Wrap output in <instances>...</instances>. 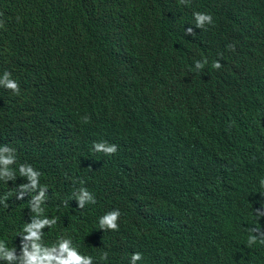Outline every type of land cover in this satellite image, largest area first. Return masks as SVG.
Returning <instances> with one entry per match:
<instances>
[{
  "label": "trees",
  "instance_id": "obj_1",
  "mask_svg": "<svg viewBox=\"0 0 264 264\" xmlns=\"http://www.w3.org/2000/svg\"><path fill=\"white\" fill-rule=\"evenodd\" d=\"M5 71L20 94L0 87V147L41 174L57 221L45 246L69 235L95 264L135 250L146 264H264V244L246 245L255 201L264 210V0H0ZM99 139L119 153L92 155ZM81 187L95 205L78 208ZM111 208L119 230L98 232ZM33 215L0 184V241L18 254Z\"/></svg>",
  "mask_w": 264,
  "mask_h": 264
},
{
  "label": "clouds",
  "instance_id": "obj_2",
  "mask_svg": "<svg viewBox=\"0 0 264 264\" xmlns=\"http://www.w3.org/2000/svg\"><path fill=\"white\" fill-rule=\"evenodd\" d=\"M190 0H179L180 4H188ZM195 27L205 29L206 25H213V17L210 13L194 12ZM186 34L193 35L192 27L185 29ZM230 51H235V46L227 45ZM221 55V54H218ZM208 63L207 58L195 61V69L203 71ZM220 59L212 62L211 67L219 70L222 67ZM0 87L20 94L19 83L11 77V73L5 71L0 76ZM88 118L85 117V123ZM120 146L117 142L109 139H99L92 143V155L102 154L105 157L115 156L119 153ZM40 172L31 165L20 159L19 151L7 145L0 147V184L6 188L9 195L18 202L26 203L30 212L34 215L30 222L24 226L21 235L20 252L15 248L7 247L6 243L0 241V263L1 264H95L96 259L92 254L83 250L76 240L64 235L55 245L45 246L43 244V230L52 228L56 224V218H48L44 215L42 204L46 205L47 188L40 186ZM28 181V182H27ZM264 186V180L258 182L257 198L260 196V186ZM79 209H85L95 205V196L87 188L81 187L75 194ZM257 200V199H256ZM8 196L4 198V205L7 207ZM67 203V202H65ZM256 203V201H255ZM253 206V225L248 229L246 245L252 247L264 244V210ZM121 213L117 208H111L102 212L96 223L98 232L118 231L120 227ZM108 253L102 254L101 259L106 260ZM125 264H146V256L140 250L131 252Z\"/></svg>",
  "mask_w": 264,
  "mask_h": 264
},
{
  "label": "bare ground",
  "instance_id": "obj_3",
  "mask_svg": "<svg viewBox=\"0 0 264 264\" xmlns=\"http://www.w3.org/2000/svg\"><path fill=\"white\" fill-rule=\"evenodd\" d=\"M162 115H163V114H162ZM162 115H161V116H162ZM157 116H159V114H158ZM167 116H168V114H167Z\"/></svg>",
  "mask_w": 264,
  "mask_h": 264
}]
</instances>
